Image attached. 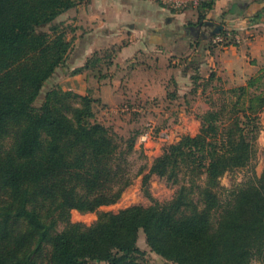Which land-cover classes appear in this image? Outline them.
<instances>
[{"label":"trees","instance_id":"16d2710c","mask_svg":"<svg viewBox=\"0 0 264 264\" xmlns=\"http://www.w3.org/2000/svg\"><path fill=\"white\" fill-rule=\"evenodd\" d=\"M82 1L0 0V264H150L136 244L139 231L171 264H264V169L226 205L217 192L219 178L254 155L264 64L244 85L222 88L219 106L198 116V132L181 135L152 160L144 191L150 195L155 174L177 185L170 199L101 211L131 183L127 155L136 135L121 150L112 129L95 118L97 98L57 84L43 91L73 40L56 19ZM214 1L195 7L192 27L210 29L203 44L194 41V69L204 50L218 47L214 36L238 32L204 21ZM120 47L93 52L70 74L86 71L101 82ZM72 209L97 218L72 222Z\"/></svg>","mask_w":264,"mask_h":264},{"label":"crops","instance_id":"0c3cea01","mask_svg":"<svg viewBox=\"0 0 264 264\" xmlns=\"http://www.w3.org/2000/svg\"><path fill=\"white\" fill-rule=\"evenodd\" d=\"M263 8L264 1L215 0L204 21L241 31L243 39L235 46L204 50L192 72L190 61L198 51L194 41L200 38L198 46L203 44L204 32L209 28L192 27L198 20L195 7L173 10L151 0H84L64 12L66 16L70 14L73 40L64 65L56 70L54 78L56 83L70 79L73 91L89 94L111 107L122 89L147 98L166 95L168 82L175 89L183 81L189 91L197 82L193 76H200L195 73L201 70L215 72L216 76L229 72L242 84L260 63L264 64ZM113 44L121 47L107 78L99 82L86 71L70 74L93 52Z\"/></svg>","mask_w":264,"mask_h":264},{"label":"rangeland","instance_id":"374dc122","mask_svg":"<svg viewBox=\"0 0 264 264\" xmlns=\"http://www.w3.org/2000/svg\"><path fill=\"white\" fill-rule=\"evenodd\" d=\"M69 16L70 14L66 16V14L63 13L56 19V22L61 24L65 29L68 38L72 36ZM240 32H237L241 38L240 42L227 39L226 44L219 43L218 47L215 49L223 48L227 45L235 46L240 44L243 39V34ZM262 66L263 63H260V67L256 72L249 74L242 84L239 83L240 81L233 79L234 75L231 77L229 72L226 73V71H224L220 76H216L215 72L210 73L207 70L205 72L201 70L198 72L196 71L197 73L195 74L201 75L198 80H196L197 82L192 83L193 87L189 91H187L188 88L184 85L183 81L178 84V88L176 85L175 89L172 83L168 82L166 86V89L168 88V93L174 92L177 89L174 98L169 97L168 93L166 95L139 98L134 94L135 92L130 93L122 89L112 107L107 104H102L100 101L95 102V118L112 129L121 150L125 148L126 140L136 135L134 146L127 155L128 173L131 177V183L123 190L117 202L100 206L99 210L117 212L119 209L130 205L148 206L152 204L151 198L159 202L170 199L177 185H173L164 177H159L155 174H152L148 181V191L150 195H147L144 191L142 176L148 171L152 160L162 153L165 145L177 141L181 135H194L198 132L200 128V119L198 116L211 108L219 106L221 97L220 91L222 88L227 89L233 86L244 85L248 78L255 75ZM193 71L194 68H192V72ZM203 73L209 74L207 77H204L202 76ZM209 75L213 77L209 79ZM65 77L67 78L68 76ZM56 80L53 76V78L46 83L43 91L49 86L56 84L66 90L72 89L73 84L70 79L69 81H66V79L60 80L57 83ZM67 87H70V89H67ZM178 91L185 93L179 95ZM121 92L125 94L122 95ZM42 96L43 93H41L39 97V102ZM123 109H125V111ZM258 126L259 130L255 139L254 155L250 163L247 166L228 171L219 178V188H217V192L223 205L227 204L234 190L245 184L255 182L264 169V106L258 113ZM143 132L148 133V137L144 141L139 139L140 134ZM96 218V212L80 213L75 209L69 212V219L72 222H82L89 225L94 222ZM61 227L62 224L60 225V228ZM136 244L146 252V258L150 264H171V262L164 261L150 250L142 231L138 232ZM259 263L260 261L256 258L252 261V264Z\"/></svg>","mask_w":264,"mask_h":264},{"label":"built area","instance_id":"2783aa9c","mask_svg":"<svg viewBox=\"0 0 264 264\" xmlns=\"http://www.w3.org/2000/svg\"><path fill=\"white\" fill-rule=\"evenodd\" d=\"M153 2L168 6L169 8L173 10H182L184 8L188 7H196L200 5L202 2H206L208 0H151ZM227 39L235 40V42H240L241 38L239 33H231L226 32L225 36L223 35H216L212 38L213 43H221L223 41H226ZM127 109V108H125ZM125 109H123L125 111ZM148 137L147 132H143L140 134L139 139L140 140H146Z\"/></svg>","mask_w":264,"mask_h":264}]
</instances>
